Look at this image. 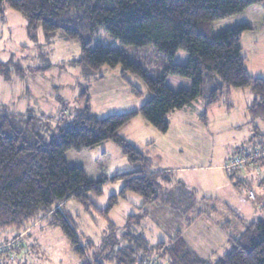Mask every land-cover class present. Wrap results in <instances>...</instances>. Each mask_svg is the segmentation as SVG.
Masks as SVG:
<instances>
[{"label":"rangeland","instance_id":"1","mask_svg":"<svg viewBox=\"0 0 264 264\" xmlns=\"http://www.w3.org/2000/svg\"><path fill=\"white\" fill-rule=\"evenodd\" d=\"M262 5L264 3L250 8ZM242 22L243 14L215 21L211 34H219ZM27 24V18L13 8L5 9L4 18L0 14V60L8 62L13 69L9 79L0 73V117L8 113L12 115L14 123L21 127L31 121L32 130L49 140L63 124L87 106L98 117H106L137 109L152 96L144 81L130 74L131 81L143 93L140 97L136 96L129 84L121 79V66H103L99 71H92L77 64L76 60L81 56V43L66 38L61 29L47 36L40 27L33 37ZM242 44L243 52L248 57L246 65L249 72L264 78V33L260 37L246 33ZM91 45H104L123 51L154 78L160 77L169 63L186 64L190 57L189 52L183 49L178 50L174 57L167 58L153 45L124 44L104 26L94 30ZM215 84V80L210 79L206 87ZM254 98L250 87L232 88L229 97L224 96L209 109H206L207 99L200 97L172 112L167 132L158 130L141 115L120 129V135L138 146L145 155L165 166L176 168L174 171L168 170V178L162 182L165 193L160 195L158 202L166 200L165 204L186 212L195 205V199L210 196L209 190H214L217 195L221 193L223 181L220 169L206 172L210 182L207 186L201 180L203 172H183L179 167L226 164L239 151H247L260 142L264 143V118H252L248 111ZM66 156L72 165L85 168L91 179L106 178L102 185L103 194L95 198L100 209H106L111 196L118 194L124 185L122 179L112 180L113 176L134 168L112 140L103 141L92 149L70 150ZM188 174L195 176L193 178L198 182L190 186L189 181H184L191 178ZM228 177L238 186L237 190L242 193L248 207L254 208L250 211L261 217L260 202L250 198L249 192L254 191L259 197L264 193V162L259 169L249 168ZM142 205L143 198L130 192L126 198L120 199L106 218L99 210L87 209L77 199L69 198L63 210L80 235L85 257L75 251L74 244L61 226H53L45 218H40L25 231L8 228L2 232L0 264H85L86 259L93 261L95 253L103 256L117 254L119 249L130 244L141 251L145 247L137 241L141 236L146 238L149 245H156L164 237L147 217L148 213L143 214ZM202 222L196 223L189 231L195 240L202 236L197 232L205 230ZM230 234L224 228L223 237L231 238ZM213 237V231L208 232L203 239H199H206L202 244L206 246L197 247L207 264L218 262L233 246L232 239L223 244L222 239L214 240ZM146 258L159 263L152 256ZM105 262L123 264L118 256ZM128 264H137V261Z\"/></svg>","mask_w":264,"mask_h":264},{"label":"trees","instance_id":"2","mask_svg":"<svg viewBox=\"0 0 264 264\" xmlns=\"http://www.w3.org/2000/svg\"><path fill=\"white\" fill-rule=\"evenodd\" d=\"M263 3L264 0H0L1 17L7 7L19 11L27 18L33 37L41 27L47 36L61 29L66 38L78 40L81 56L76 63L80 66L92 71L121 66V76L136 96L143 93L131 81L130 74L140 77L152 93L139 108L106 117H98L87 106L49 140L32 130L31 121L21 127L14 123L12 115L1 114L0 236L5 229L22 232L45 218L49 224L61 226L75 251L85 257L80 235L63 210L69 198L108 218L120 199L133 192L143 198L141 208L147 214L145 207L159 201L162 182L168 178L169 171L154 170L152 160L120 135L123 126L141 115L158 130L167 132L169 115L175 110L200 97L207 99L209 109L224 96L229 97L232 88L244 87H250L255 94L249 114L264 118V78L249 72L243 52L242 38L251 27L241 23L211 34L213 22L241 15L251 6ZM98 26H104L124 44L153 45L167 58L174 57L180 49L186 50L189 61L169 63L160 77H151L123 51L104 45L92 47L91 36ZM0 73L9 79L13 69L0 60ZM210 79L216 83L213 89L206 87ZM106 140L114 141L134 168L113 176L112 180L122 179L124 185L111 196L109 206L100 209L95 198L103 194L106 178L91 179L85 168L72 165L66 154L70 150L95 148ZM110 224L114 227L111 220ZM137 241L145 245L141 251L130 244L119 249V255L95 253L93 261L86 259L85 264H106L105 260L116 256L123 264H143L145 257L151 256L159 263L146 259L158 264H207L181 234L156 245H149L144 236ZM232 243V249L215 264H264V205L262 216L250 222L245 233L239 239L233 238Z\"/></svg>","mask_w":264,"mask_h":264},{"label":"crops","instance_id":"3","mask_svg":"<svg viewBox=\"0 0 264 264\" xmlns=\"http://www.w3.org/2000/svg\"><path fill=\"white\" fill-rule=\"evenodd\" d=\"M245 18V20H244ZM243 21L242 23L248 24L251 29L246 31L244 34L249 33L255 34L256 37H260L264 33V5L258 6L256 8H248L243 13ZM212 27V24H211ZM244 36V35H243ZM244 51V47H243ZM247 57V56H246ZM248 60V57H247ZM247 62V61H246ZM121 79V71H120ZM130 77V76H129ZM124 80V79H123ZM214 86L209 87L208 89L215 88ZM254 100V99H253ZM250 106V105H249ZM249 108V107H248ZM249 111V109H248ZM139 116L134 118L129 124L134 122V120L138 119ZM252 117V116H251ZM145 125V124H144ZM148 143V142H147ZM152 160L153 169L154 170H172L174 171L176 168L165 166L162 162L158 160H153L150 156H148ZM220 169V176L223 181V190L220 194L214 193V190H209L210 196L203 195L195 199V205L190 208L188 211H182L181 209L174 208L170 204H165L163 202L151 203L148 204L145 209L147 210L148 216L154 222L153 224L157 227L158 233L163 236V241H169L170 239H174L179 234H181L185 240L187 241L188 246L196 252L199 256L206 259L198 250V246L200 248H204L206 245H202L206 242V239H203L207 235V233H211L213 231V239L216 240L222 239L223 244H225L230 239H239L246 230V223H250L260 216L256 214L253 210L254 208L248 207V204L242 198V193L240 194L237 190V185L232 183L229 179L225 164L222 162L217 165H203L200 166L192 164V165H182L179 167V170L183 172L195 173L197 171L203 172L201 176V180H203L204 184L208 186L209 179L206 176V172L208 170H218ZM226 172V173H224ZM213 175L214 173H207ZM189 175V174H188ZM190 176V175H189ZM190 179H185L184 181L190 182V186L196 184V181L193 177L190 176ZM212 179V178H211ZM195 188V187H194ZM165 193L162 190L161 195ZM254 200H258L260 202L259 209L262 213V206L264 205V193L259 196L256 195ZM160 201V198H159ZM259 216V217H258ZM258 217V218H257ZM149 219V218H148ZM149 219V220H150ZM150 220V221H151ZM199 221H203V227L197 234L202 235L198 240H195L193 236H190L189 231H191L192 227L198 223ZM150 225V223H147ZM247 224V225H248ZM224 228L228 229V233H231V238L226 236L223 237ZM229 237V236H228ZM194 239V240H193ZM211 240V238H208ZM197 244V245H194Z\"/></svg>","mask_w":264,"mask_h":264},{"label":"built area","instance_id":"4","mask_svg":"<svg viewBox=\"0 0 264 264\" xmlns=\"http://www.w3.org/2000/svg\"><path fill=\"white\" fill-rule=\"evenodd\" d=\"M264 162V144L254 146L247 151L241 150L237 154L232 155L225 164L226 171L231 174H238L249 168H260ZM250 198L254 199L256 194L254 191L249 192ZM155 264L149 259H145L143 264Z\"/></svg>","mask_w":264,"mask_h":264}]
</instances>
